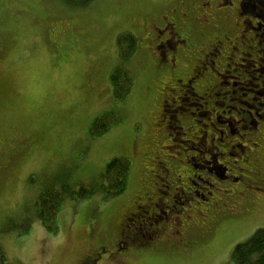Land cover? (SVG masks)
<instances>
[{
	"label": "rangeland",
	"instance_id": "obj_1",
	"mask_svg": "<svg viewBox=\"0 0 264 264\" xmlns=\"http://www.w3.org/2000/svg\"><path fill=\"white\" fill-rule=\"evenodd\" d=\"M153 1L94 0L80 8L65 0H0V149L5 155L0 169V244L12 264H81L100 246L115 251L126 233L127 217L146 208L137 207L140 188L150 180H171L159 163L166 161L160 146L165 145L172 162L178 159L177 148L158 130L168 125V116L161 115L160 102L154 106L147 95L153 70L144 59L143 32V46L139 37L137 52L124 63L134 77L131 94L118 100L111 84L121 61L119 35L141 32ZM98 120L109 129L94 135ZM115 157L132 164L125 192L66 199L57 215L58 232H50L37 216L41 193L62 182L75 187L97 181ZM144 165L149 168L145 173ZM233 199L243 201L240 196ZM226 202L233 207V201ZM187 216H193L194 223L205 219L194 209L183 220ZM243 216L226 219L212 230L184 226L185 244L198 240L194 249L163 240L159 251L143 247L139 252L133 246L125 261L236 264V245L264 228V203ZM128 232L139 239L132 228ZM165 239L181 242V234L168 233ZM139 240L150 244L154 238ZM113 253L112 260L99 264H124Z\"/></svg>",
	"mask_w": 264,
	"mask_h": 264
},
{
	"label": "flooded vegetation",
	"instance_id": "obj_2",
	"mask_svg": "<svg viewBox=\"0 0 264 264\" xmlns=\"http://www.w3.org/2000/svg\"><path fill=\"white\" fill-rule=\"evenodd\" d=\"M150 5L141 32L131 33L137 50L142 32L147 41L143 46L140 37L153 70L147 95L154 106L160 102L161 115L169 118L158 130L174 143L178 159L170 161L165 145L160 146L166 161L159 163L171 180H150L140 188L137 207L146 208L127 217L117 249L100 246L81 264L112 260L113 252L130 264L125 256L133 246L159 251L163 240L194 249L198 240L185 244L184 226L212 230L264 203V0H154ZM4 159L0 149V169ZM147 169L144 165V173ZM235 196L243 203H235ZM226 201H233V207ZM193 209L205 219L183 220ZM129 228L139 239L154 240L143 243ZM168 233L181 234V242L167 241Z\"/></svg>",
	"mask_w": 264,
	"mask_h": 264
},
{
	"label": "trees",
	"instance_id": "obj_3",
	"mask_svg": "<svg viewBox=\"0 0 264 264\" xmlns=\"http://www.w3.org/2000/svg\"><path fill=\"white\" fill-rule=\"evenodd\" d=\"M65 1L83 8L94 0ZM117 45L121 61L111 74V84L114 97L124 100L131 94L134 85V77L124 63L134 56L137 50V37L131 32H124L119 35ZM108 129V124L103 120H98L94 123L92 132L94 135H100ZM131 166V161L128 158L115 157L107 164L97 181L75 187L65 182H62L59 187H48L41 193L37 201V216L50 232L57 233V215L66 199H87L98 192H106L112 196L124 193L127 189ZM233 258L236 264H264V228L257 229L256 233L247 241L238 243L233 251ZM0 264H12L1 244Z\"/></svg>",
	"mask_w": 264,
	"mask_h": 264
}]
</instances>
